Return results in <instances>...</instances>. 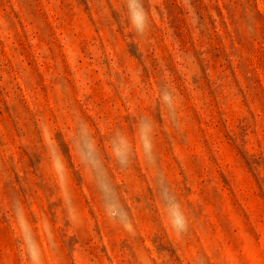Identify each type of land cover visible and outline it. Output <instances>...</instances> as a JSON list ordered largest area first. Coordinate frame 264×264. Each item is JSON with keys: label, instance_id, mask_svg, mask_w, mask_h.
Segmentation results:
<instances>
[{"label": "rangeland", "instance_id": "1", "mask_svg": "<svg viewBox=\"0 0 264 264\" xmlns=\"http://www.w3.org/2000/svg\"><path fill=\"white\" fill-rule=\"evenodd\" d=\"M140 4L0 0V264H264V0Z\"/></svg>", "mask_w": 264, "mask_h": 264}, {"label": "clouds", "instance_id": "2", "mask_svg": "<svg viewBox=\"0 0 264 264\" xmlns=\"http://www.w3.org/2000/svg\"><path fill=\"white\" fill-rule=\"evenodd\" d=\"M130 3H131V4H138V5H140L141 8L143 7L142 4H140V0H130ZM141 19H142V17H141L140 15H138V14L135 13V12L133 13V20H134V22H136L138 25H139Z\"/></svg>", "mask_w": 264, "mask_h": 264}]
</instances>
